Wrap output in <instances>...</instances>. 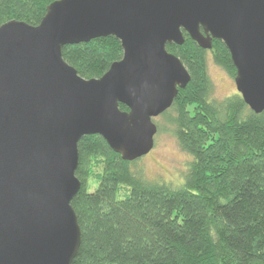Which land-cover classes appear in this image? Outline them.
I'll return each instance as SVG.
<instances>
[{
	"label": "water",
	"instance_id": "obj_1",
	"mask_svg": "<svg viewBox=\"0 0 264 264\" xmlns=\"http://www.w3.org/2000/svg\"><path fill=\"white\" fill-rule=\"evenodd\" d=\"M41 19L0 25V264H72L77 143L97 134L127 162L150 152L153 119L191 79L166 49L182 32L224 43L237 92L264 111V0H56ZM107 36L122 56L102 76L64 61L63 46Z\"/></svg>",
	"mask_w": 264,
	"mask_h": 264
},
{
	"label": "trees",
	"instance_id": "obj_2",
	"mask_svg": "<svg viewBox=\"0 0 264 264\" xmlns=\"http://www.w3.org/2000/svg\"><path fill=\"white\" fill-rule=\"evenodd\" d=\"M53 1L0 0V25L15 19L35 26ZM182 34V45L166 49L191 79L161 116L191 157L183 181L148 179L101 136L84 135L75 171L81 187L71 200L81 229L72 264H264V111L255 114L238 92L211 98L206 50ZM211 44L216 60L235 72L224 43ZM61 51L86 79L122 56L114 36ZM97 158L102 172L91 191L85 178Z\"/></svg>",
	"mask_w": 264,
	"mask_h": 264
},
{
	"label": "rangeland",
	"instance_id": "obj_3",
	"mask_svg": "<svg viewBox=\"0 0 264 264\" xmlns=\"http://www.w3.org/2000/svg\"><path fill=\"white\" fill-rule=\"evenodd\" d=\"M204 55L205 70L213 87L210 97L223 99L237 92L234 85L235 72L229 71L223 63L216 60L211 49L206 50ZM218 56L219 58L222 57ZM153 122L157 125L154 147L148 154L135 160L131 166L141 168L144 176L148 179L180 184L183 181L191 157L180 149L176 136L172 132V126H169L161 115L154 118ZM101 167L102 161L100 158L93 159L88 165L89 171L85 182L91 191L97 187L98 178L102 172Z\"/></svg>",
	"mask_w": 264,
	"mask_h": 264
}]
</instances>
